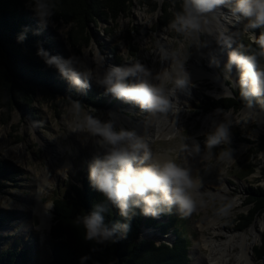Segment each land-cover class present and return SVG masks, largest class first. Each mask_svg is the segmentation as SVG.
<instances>
[{
  "label": "rangeland",
  "instance_id": "1",
  "mask_svg": "<svg viewBox=\"0 0 264 264\" xmlns=\"http://www.w3.org/2000/svg\"><path fill=\"white\" fill-rule=\"evenodd\" d=\"M155 1L158 2L159 7L152 12L149 11V4H141L138 0H133L129 10L118 17L101 16L102 18L96 22H91L86 28L89 42L82 48H74L70 45L68 40L70 25L60 20L50 22L47 27H42L32 6L28 5L25 12L26 16L33 19L42 29L43 42L50 45L58 56L64 59L73 56L83 61L89 68L95 67L94 57L99 59L96 55L98 49L99 56L102 57L106 67L122 66L126 64V60L136 59L142 65L147 64L156 69L160 68L164 62L167 64L174 62L179 68L184 63L186 73L198 70L208 74L216 72L220 76L219 83L223 86L217 84L208 75L189 81L193 88L184 111V121L177 127L176 133L169 139L146 138V143L154 158L158 155H166L176 159L177 162H183L181 153L189 149L194 150L195 143L200 146L199 154L208 156L209 150L205 147L204 140L205 134L211 130L205 129L199 135L197 133L202 126L201 119L204 116L212 114L221 119V122L230 124L228 143L211 149V162L208 159L200 161L199 167L194 172L195 178L200 181L203 172L212 167L214 168L213 173L218 176L211 177L210 175L206 179L216 180L217 178L221 184L212 185L209 188L210 191L207 192L209 194L206 192L199 194L197 190L194 191L195 207L188 215L181 216L175 208L169 213L178 218L177 223L184 228L188 236L187 254L190 264H208L206 257L209 249L204 245L203 237L211 235V231L201 230L199 227L200 218L205 216L204 204H207L205 207L208 215H220L219 225L222 228V234L226 231L243 232L248 230L253 223L257 224L258 237L253 244L251 256L254 264H264V257L258 260L255 251L256 246L260 244L261 233L264 230V213L244 230L240 229L241 221L238 220V215L245 213L248 209V206L244 205L247 200V190L264 186V141L261 140V136H264V112L247 106L238 110L233 108L226 110L223 107H211L206 104L210 101L207 98L218 101L224 96L234 97L232 90L238 87L235 83L239 76L238 70L233 66L232 71L226 73L224 65L227 62L219 58V61H216L218 66L217 64L210 66L204 59L195 61L194 55L197 47L192 45V38L177 33L170 27V24H161L160 22L164 20L162 9H160V6H163V0ZM180 1L183 2V0ZM221 6L224 11L229 10L227 6ZM170 7L171 9L175 7L174 2L170 3ZM231 27L232 33H226L225 43L231 42L233 49L241 52L252 44H254L253 48H257L252 37L254 35L258 37L264 29L237 28L235 24ZM200 40L206 42L205 34L200 36ZM258 59L260 67L264 68V57ZM49 69L54 71L53 76L63 81L68 88L67 92L74 98L37 90L31 96V101L27 106L13 105L11 108H0V161L12 166L16 172L13 181L2 180L0 182V250L8 246L14 249H27L30 255L28 264L48 262L53 245V240L49 235L50 228L43 237L41 233L35 234L33 229L31 232L23 233L12 225L13 222L21 219H19L21 214L27 224L33 225L38 222V216L32 212L33 202L31 201L37 192L38 173L47 168L49 164L55 172L57 166L67 162V170H63L56 177L50 188H44L42 191L43 201L52 204L51 226L54 223L53 199L61 197L71 185L81 186L80 181L88 176V166L93 158L102 157L104 154L103 150L94 149L91 139L84 141L80 134L69 132V127L73 126L77 120L74 102L78 101L83 108L81 118L83 113H91L101 121L111 120L117 130L122 126L112 119L110 110L113 109L129 117V122L123 124L127 130H132L133 126L138 133L146 134L152 131L153 125L152 121L148 120L149 112L141 110L138 105H135V110L127 111L126 106L130 105V102H119L121 99L106 94L104 88L94 81L87 90L80 91L72 87L55 67L50 66ZM234 69L237 70L236 73H233ZM216 90H226V93L217 95ZM86 95L89 99H85ZM258 98L264 101V96ZM92 109L95 111L92 112ZM244 110H250L256 115L245 126L236 121ZM153 115L155 123L162 120V113ZM260 145L262 148H259ZM222 149L231 151L230 159H216ZM217 188L222 189L219 194H217L219 190ZM210 196H213L211 200ZM145 217L147 216H143ZM153 219L156 223L153 226L144 225V221H141L139 237L171 243L174 239L172 229L169 228L165 233L158 226V223L166 221V216L160 214ZM11 225L13 231L5 232L6 228ZM220 237L224 235L216 236V239ZM236 251L238 247L233 250V252ZM231 263L233 259L230 260L229 264Z\"/></svg>",
  "mask_w": 264,
  "mask_h": 264
},
{
  "label": "clouds",
  "instance_id": "2",
  "mask_svg": "<svg viewBox=\"0 0 264 264\" xmlns=\"http://www.w3.org/2000/svg\"><path fill=\"white\" fill-rule=\"evenodd\" d=\"M31 3L41 26L47 27L54 15L55 4L52 0H31ZM221 5L228 7L232 21L240 23L246 20V28L264 29V0H183L170 27L192 38V45L197 48L204 47L206 42H202L200 36L211 34L207 14ZM252 39L258 51L245 54L233 50L224 65L226 73H230L233 66L238 70L239 76L235 83L240 96L249 101V107L251 98L264 96V68L260 67L258 59L264 57V31ZM227 45L230 46V43ZM37 55L46 65L55 67L77 90H87L94 81L104 88L106 94L132 102L149 113L167 114L173 107L177 109L174 103L176 92L183 90L189 82L184 63L180 65V71L165 69L152 74L136 59L126 60L125 66H109L101 71L102 57L98 49L96 55L99 59L93 58V68L78 58L70 56L64 59L51 55L43 48L37 50ZM212 63L218 66L215 60ZM74 110L77 120L69 127V132L80 134L84 141L91 139L104 151L102 157H94L88 166L90 184L102 194L104 201L76 218L84 229L86 241L100 245L114 243L117 242V231H127L128 224L109 225L105 222V213L110 207L117 208L119 215L125 218H129L133 209H139L142 215L152 217L170 212L173 208L181 216L193 211V190L198 187L199 179L193 177L187 160L177 162L168 156L154 158L144 138L135 131L124 128L117 130L111 120L101 121L91 113H83L81 118L83 108L78 101L74 102ZM229 126L220 122L205 134L204 145L209 150V162L212 159L211 149L228 143ZM194 151L199 154L198 143H195ZM230 158L231 151L224 149L216 157L218 160Z\"/></svg>",
  "mask_w": 264,
  "mask_h": 264
},
{
  "label": "trees",
  "instance_id": "3",
  "mask_svg": "<svg viewBox=\"0 0 264 264\" xmlns=\"http://www.w3.org/2000/svg\"><path fill=\"white\" fill-rule=\"evenodd\" d=\"M55 4L51 22L63 21L70 25L68 40L74 48H82L89 42L86 28L91 22L102 17H118L129 10L132 0H52ZM149 4V11L156 5L151 0H138ZM174 2L175 7L170 8ZM180 0H163V25L170 24L176 12L182 6ZM32 6L31 0H0V108L27 106L35 91L57 93L66 98H74L68 93V88L62 80L53 76V72L44 60L37 55V50L43 48L51 55L56 51L43 42L42 29L26 16L25 8ZM102 16V17H101ZM254 44L243 49L245 54L257 51ZM234 97H224L218 101L207 98L206 104L211 107L241 109L249 107L239 92L233 89ZM89 99L88 95L84 96ZM251 108L264 112V101L253 97ZM264 141V136H261ZM264 144V143H263ZM259 148H262L261 145ZM0 161V182L14 180V168ZM81 186L71 185L61 197L53 199V224L49 235L53 240L51 258L45 264H190L188 258V236L179 225L178 218L168 211L161 213L166 216L164 223H158L163 232L171 228L174 239L171 243L155 242L139 237L141 221L144 225H155L154 217L133 209L129 218L119 215V210L110 207L105 213V222L109 225L128 224L126 232L117 231L114 243L103 245L84 239V229L76 218L94 209V206L104 201L102 194L90 184L88 176L81 179ZM1 188V184H0ZM244 205L248 206L245 213L238 215L241 230L246 229L256 218L264 213V186L249 188L246 192ZM256 258L264 257V230L261 233L260 244L256 246ZM30 255L27 249L6 247L0 250V264H28Z\"/></svg>",
  "mask_w": 264,
  "mask_h": 264
},
{
  "label": "bare ground",
  "instance_id": "4",
  "mask_svg": "<svg viewBox=\"0 0 264 264\" xmlns=\"http://www.w3.org/2000/svg\"><path fill=\"white\" fill-rule=\"evenodd\" d=\"M208 20H209V28L211 31V34L205 33L206 36V46L197 48L196 53L194 55V60L197 61L199 59H204L207 64L210 66H213L212 61H219L221 59L222 61H226L228 59V55L231 51H233V44L230 42V46H228V43H225L224 37H226V33H232V25L235 24L237 28L243 27L246 28L245 25L247 23L246 20L241 21L240 23H236L235 21H232L231 16L229 14V10H222V6H218L216 9L213 10V12L207 14ZM219 58V59H218ZM127 63V62H126ZM101 65H103V69L107 68L103 64V60H101ZM126 65V64H125ZM122 65V66H125ZM148 70L151 71L152 74H155L157 72H161L165 69L169 71H180V68L175 65L174 62H164L161 64L160 68H155L154 66H148L147 64L144 65ZM235 67V66H234ZM236 69V67H235ZM233 70V73H236L237 70ZM232 71V70H231ZM186 72V70H185ZM238 73V72H237ZM188 74V81H191L192 79H195L197 77L208 75L213 81H216L217 84L223 86L221 83H219L220 76L217 75V73L208 74L204 73L203 71H194L193 73H187ZM216 74V75H215ZM227 75V74H226ZM230 77V76H228ZM192 84L190 85L189 82L185 86L183 90H177L176 96L174 98V103L177 106V109L173 107V109L167 113H162V120L155 123L154 113L148 114V120L152 121V131L150 133L141 134L138 133L135 128L132 126V130L135 131V133L144 138L146 142V138L156 139V138H164L169 139L171 138L175 133L177 127L184 121V111L187 107V102L189 99V94L192 91ZM217 91V90H216ZM218 92V93H217ZM215 94L221 95L222 93H226V90L224 91H217ZM123 100H120L119 102L122 103ZM134 103L130 102V105L126 106L127 111H133L135 110ZM177 111V112H176ZM112 119L119 123L122 128H124V123H128V116H126L124 113H119L118 110L113 109L110 110ZM256 117L254 112H251L250 110H244L241 112V115L236 118L237 122H240L241 124H244V126L248 123H250L254 118ZM202 126L197 131L198 135L203 133L206 130H212V127L214 124H218L221 122V119L218 117L213 116L212 114H208L204 116L202 119ZM233 122V121H232ZM235 123V122H234ZM125 129V128H124ZM149 130V129H148ZM95 150H103L99 148L97 145L94 144ZM56 151V149H55ZM159 156V155H158ZM157 156V157H158ZM164 156V155H160ZM166 156V155H165ZM182 160H187L188 164L191 167L192 175L195 178L194 172L199 167L198 163L203 160H207L208 156L207 154H197L193 149H189L187 151H184L181 153ZM204 163V162H203ZM214 167V166H213ZM56 171L54 172L50 166L48 165L47 168L42 169L38 173L39 181L37 183V192L35 193V198L31 201L33 202L32 212L38 216V222L30 225L27 224L26 221L23 218V214L20 215L19 219L12 223V225L15 226L16 230H19L20 232L27 233L31 232V229L35 232V234L41 236H45V232H48L50 221H51V208L52 204L50 202L43 201L42 197L44 196L43 190L44 188H50V186L55 182L56 177H58L63 170H67V162H63L60 166H57ZM205 171V170H204ZM214 168L211 167V169H208L206 172H203L202 177L199 181V185L197 188L193 190H197V192L200 193H207L209 192V188L212 187V185L218 183L221 184L217 178L216 180L206 178L211 175V177H217L218 174L213 173ZM204 185V186H201ZM217 194H219L222 189L217 188ZM209 194V193H207ZM213 196H210V200ZM207 205V204H206ZM204 204L203 210L205 211V216L200 218L199 220V227L200 229H207L211 231V235L208 237H203L204 245L207 246L209 249V254L207 255V261L208 264H229L230 260L233 259V263L231 264H254L252 256H251V250L253 247V244L256 238L258 237V231H256L257 224L253 223L250 228L246 231L235 233L234 231H226L224 234H222V228L219 225L220 221V215L210 216L208 215V211L206 209V206ZM9 226L6 228L5 232L13 231V226ZM261 226H259L260 228ZM4 230V229H3ZM2 230V231H3ZM12 234V233H11ZM224 235V237H220L219 239H216V236ZM43 239V238H42ZM205 247V246H204ZM238 247V251L233 252L234 248ZM264 260V259H263Z\"/></svg>",
  "mask_w": 264,
  "mask_h": 264
},
{
  "label": "water",
  "instance_id": "5",
  "mask_svg": "<svg viewBox=\"0 0 264 264\" xmlns=\"http://www.w3.org/2000/svg\"><path fill=\"white\" fill-rule=\"evenodd\" d=\"M152 1V0H151ZM132 2H133V0H132ZM153 3H155V5H156V8H155V10L159 7V4H158V2L157 1H155V0H153ZM143 4H145V3H143ZM147 4V3H146ZM131 6H132V4H131ZM171 8V7H170ZM160 9H162V5L160 6ZM154 10V11H155ZM232 93H233V90H232ZM224 97H232V95H229V96H224ZM156 242V241H155Z\"/></svg>",
  "mask_w": 264,
  "mask_h": 264
}]
</instances>
